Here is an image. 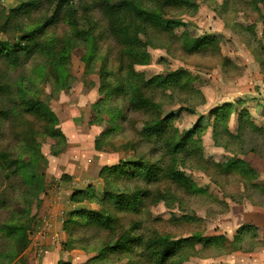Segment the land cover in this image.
Segmentation results:
<instances>
[{
    "label": "rangeland",
    "instance_id": "obj_1",
    "mask_svg": "<svg viewBox=\"0 0 264 264\" xmlns=\"http://www.w3.org/2000/svg\"><path fill=\"white\" fill-rule=\"evenodd\" d=\"M29 1L0 0V40L25 43L27 31L45 25L35 32L42 49L24 53L19 65L0 54V264H160L161 237L181 240L164 264H264V0H191L197 6L137 0L187 23L169 31L138 20L150 60L135 69L147 80L158 77L148 85L130 78L132 55L118 34L133 14L111 19L103 0H39L26 8ZM71 12L85 13L92 43L70 24ZM205 34L218 45L188 48L189 36ZM176 72L190 77L161 81ZM19 90L48 108L25 111ZM227 102L237 110L220 121L213 109ZM50 112L67 140L49 136ZM169 114L163 132L143 133ZM38 151L46 160L36 181L28 179L31 165L14 171ZM237 159L257 175L223 169ZM121 160L153 164L158 175L100 176L104 165ZM173 170L196 187L175 181ZM112 192L138 199L117 209ZM81 210L106 214L110 223H92ZM249 223L259 226L257 235L237 236ZM11 224L25 226L24 236L10 233ZM124 234L142 240L115 249Z\"/></svg>",
    "mask_w": 264,
    "mask_h": 264
},
{
    "label": "trees",
    "instance_id": "obj_2",
    "mask_svg": "<svg viewBox=\"0 0 264 264\" xmlns=\"http://www.w3.org/2000/svg\"><path fill=\"white\" fill-rule=\"evenodd\" d=\"M59 1V0H58ZM66 1V0H63ZM157 1V0H154ZM68 1H66L67 3ZM164 5H172V6H178V5H195L194 2L191 0H164ZM60 3V2H59ZM58 3V5H59ZM102 3L105 5L104 10L105 13L112 19H117L121 16L122 12L125 14H133L132 19L129 18L127 22H124L118 26V34L121 38V41L129 47L130 53L132 55V62L129 65V73L130 78L135 79L139 81L140 83H143L144 85H148L152 82L158 81V77H153L152 79H146L145 75L143 73H139L136 71L135 66L136 65H146L149 63L150 57L149 53L146 50H143L144 47V39L142 38V34H144L145 29L142 28L138 20L145 21L149 20L152 22V24L155 26H159V28H162L163 30H169L172 31L176 28L186 26L187 23L181 19H173L167 17L164 13L161 11L154 9V8H144L143 4L138 2L137 0H117V2L113 3L108 0H103ZM24 4H22L23 6ZM21 6V7H22ZM26 8L28 6L38 7L39 6V0H30L28 3L24 5ZM197 6V5H195ZM20 7V8H21ZM58 12V9H57ZM70 24L75 28L77 34H79L82 38L87 39L90 43H92V37L89 32V22L85 15V13H79V15L76 16L75 12H71L68 18ZM45 25H40L39 28L33 29L30 31H27L24 37L27 39L26 42H12L11 40H0V54H3L7 56L10 61L16 65H19L22 59V56L24 53H32L35 49L40 48L42 49V43L39 42L38 38L35 37V32L37 31H43ZM2 30V26L0 24V32ZM187 42H189L188 48L190 50H198L201 48L206 47H214L218 45L217 37L212 36L210 34H205L203 36H200L198 38L192 39L188 38ZM32 43V44H31ZM59 56L57 55L58 59L60 60L63 58L67 50H63L58 52ZM185 77L184 80L189 79L190 74L186 72H176L174 74H170L168 77L162 79V82H169L177 80L179 77ZM191 79H193L191 77ZM25 92L24 90H19V98L18 102L21 105L23 109L27 112H38L41 110H44L45 108H48V106L41 101L35 100L32 98L27 99L24 97ZM242 101H237V103H241ZM237 105L233 102H227L221 106L216 107L213 109L212 115L216 117V119L220 121L229 120L232 116L233 112H236ZM246 111V110H245ZM51 119H52V126L48 129L49 136L54 138H59L61 140H67L68 137L65 134V132L62 130L60 126V119L59 117L54 113L50 112ZM173 115L169 114L166 118L155 120L152 123L148 124L144 127L143 133L145 135H153L161 132L164 130L165 123L168 124L173 119ZM197 127H201V122H199L194 128H191L185 132H183L181 138L174 144L176 148H181L184 145V140L192 138L196 131ZM105 132L103 133V135ZM102 135V136H103ZM100 138H97L95 140V147L97 149H102L100 146ZM41 151V150H40ZM5 155V156H4ZM42 154L38 151L37 156H35L33 159L27 163L26 161H22L23 164L16 165L15 172H21L24 171L25 168L28 167V165H31V174H28V179L36 181L39 177V174L37 172V167L44 163L46 160ZM10 156H7V154H3V159H7ZM26 162V163H25ZM21 163V162H18ZM8 167V165H7ZM223 169H225L228 172H233L235 169L239 168L238 170H241L243 174H248V177L250 176H256V171L250 167L249 163L243 161V160H230L224 164H222ZM100 176L107 175V176H133V177H144L145 179L151 180L157 177L158 171L155 168V165L149 164L148 162H144L142 160H121L119 163H115L112 165H104L100 172ZM44 175V174H43ZM171 177L177 181L181 182L183 184L189 185L191 187H196L195 183L184 173L180 172L179 170H173L171 172ZM200 190V188H197ZM84 191V193H88V190H81ZM109 198L112 199V202L115 204L114 206L117 209H125L126 207H131L135 204L136 199L138 197L134 195H119L116 193H110ZM81 213H86V215L89 217L92 223H103L105 225H108L110 222V217L106 214L92 211L90 213H87L86 210H81ZM84 218V216H83ZM69 230V226L66 227ZM65 228V229H66ZM8 229L10 230V233L15 232H22L21 236H24L25 233V226L21 224H11ZM66 229V230H67ZM257 235L259 227L255 224H244L238 234L241 235L242 232H248V231H254ZM259 235V234H258ZM137 240H142L139 237L130 236L128 234H124L122 238H120L115 246H113L115 249H124L128 248L129 244L131 242H136V244H139ZM208 238H195L194 242H202L207 241ZM157 243L160 245V249L158 248L156 250V254L159 255V263L164 264L168 257L172 256V249L175 248L173 245L180 243L181 240L178 241H172L168 237H161L160 239L156 240ZM57 264H72L71 262L60 260ZM87 264V263H86Z\"/></svg>",
    "mask_w": 264,
    "mask_h": 264
},
{
    "label": "crops",
    "instance_id": "obj_3",
    "mask_svg": "<svg viewBox=\"0 0 264 264\" xmlns=\"http://www.w3.org/2000/svg\"><path fill=\"white\" fill-rule=\"evenodd\" d=\"M65 133H67V132H65ZM66 135H68V133L66 134ZM66 173H69L70 175H72V172H70V170H67V172ZM256 225V224H255ZM258 226V225H257ZM259 227V226H258ZM41 251H42V249H41Z\"/></svg>",
    "mask_w": 264,
    "mask_h": 264
}]
</instances>
